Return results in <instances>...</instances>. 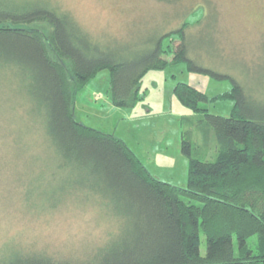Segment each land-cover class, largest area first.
Here are the masks:
<instances>
[{"label": "trees", "instance_id": "obj_1", "mask_svg": "<svg viewBox=\"0 0 264 264\" xmlns=\"http://www.w3.org/2000/svg\"><path fill=\"white\" fill-rule=\"evenodd\" d=\"M157 1L179 6L180 24L165 29L168 18L135 41L106 35L104 42L58 0H0V86L16 90L12 107L22 120L14 139L21 152L8 160L23 164L14 183L22 209L66 208L103 224L80 257L74 248L54 253L10 242L0 264H264V90L247 89L238 76L190 55L189 29L217 18L212 0ZM168 52L192 71L230 78L217 97L234 100L230 115L214 114L204 91L183 81L175 86L202 129L200 144L193 129L182 131L190 159L184 187L152 175L122 138L75 117L78 91L99 70H110L113 102L131 106L145 72L168 64Z\"/></svg>", "mask_w": 264, "mask_h": 264}, {"label": "rangeland", "instance_id": "obj_2", "mask_svg": "<svg viewBox=\"0 0 264 264\" xmlns=\"http://www.w3.org/2000/svg\"><path fill=\"white\" fill-rule=\"evenodd\" d=\"M58 1L104 42L110 37L106 35L128 36L135 41L148 26L163 24L168 18L165 29L181 22L179 14L175 16L178 5L157 0ZM212 1L217 18L213 14L210 19L204 17L200 27L196 25L189 29L195 47L190 55L205 66L238 76L247 89L261 92L259 89L264 90V0ZM190 2L185 0L184 4ZM205 12L204 16L209 14L208 10ZM200 15L197 12L189 19L195 21ZM39 25L44 35H49V26ZM178 43V40L174 42L175 45ZM166 57L170 61L164 67L145 72L140 96L131 106L113 102L110 70H99L78 91L75 117L86 125L122 138L152 175L184 187L188 183L190 159L182 150V131L188 127L193 129L194 141L200 144L202 129L195 110L182 102L174 91L175 86L183 81L204 91L209 97V111L214 114L230 115L234 100L217 97L230 89V78L192 71L186 61H172L171 52L166 53ZM15 92L11 87L0 86L3 144L2 148L0 143V250L10 242H16L25 249H46L54 253H73L74 248L76 256L80 257L91 241L98 239V232L103 228V224L97 225L94 216L70 213L66 208L41 213L22 209L24 204L14 183L23 164L9 163L12 155L21 152L14 142L20 135L22 122L12 107L18 100ZM98 218L103 219L101 215ZM255 237H251V243ZM206 249V237L202 234V254Z\"/></svg>", "mask_w": 264, "mask_h": 264}]
</instances>
